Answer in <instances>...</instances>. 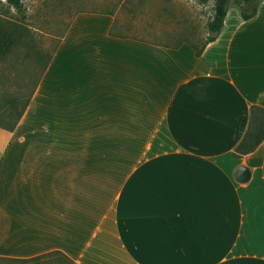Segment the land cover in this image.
I'll list each match as a JSON object with an SVG mask.
<instances>
[{
    "label": "crops",
    "instance_id": "crops-1",
    "mask_svg": "<svg viewBox=\"0 0 264 264\" xmlns=\"http://www.w3.org/2000/svg\"><path fill=\"white\" fill-rule=\"evenodd\" d=\"M113 15H84L102 38L80 36L67 59L76 71L49 64L28 107L30 144L51 139L42 128L63 129L56 139H118L124 129L125 167L101 151H0V257L264 264V141L234 156L252 107L264 108V1L249 20L229 11L201 55L186 41L108 35ZM240 166L252 172L245 183Z\"/></svg>",
    "mask_w": 264,
    "mask_h": 264
},
{
    "label": "rangeland",
    "instance_id": "rangeland-1",
    "mask_svg": "<svg viewBox=\"0 0 264 264\" xmlns=\"http://www.w3.org/2000/svg\"><path fill=\"white\" fill-rule=\"evenodd\" d=\"M7 3V0H0ZM27 8V25L31 29L32 44L19 45L15 51L0 63V93L21 91L27 93L26 83L32 87L42 80L45 66L51 56L59 70H77V61L69 56H77L80 36L90 35L88 40L102 38L94 23L84 15L105 14L116 18L113 33L108 35L119 38H134L148 42L175 45L189 42L202 48L208 36L209 22L214 17L216 0H23ZM11 11L16 13L15 9ZM229 11L237 13L239 4L232 1ZM83 14L78 27V16ZM97 33V34H96ZM119 35V36H118ZM92 51V47H91ZM73 59V60H72ZM51 61V62H52ZM50 62V63H51ZM69 62V63H68ZM69 67V68H67ZM30 113L27 109L20 129L22 135L13 139L12 132L0 130V151L13 150H69L101 151L118 154L119 168L125 167L126 155L132 152V140L124 138V129H118V139H56L63 129L51 130V139H38L46 143L37 149L30 144ZM76 131L77 129H70ZM4 133L6 136L4 137ZM108 133V130H107ZM120 134H123L120 136ZM9 135V136H8ZM53 137L55 139H53ZM46 140V141H45ZM234 156L236 153L234 152ZM52 255L39 262H20L12 258L0 257V264H68L66 260L57 261Z\"/></svg>",
    "mask_w": 264,
    "mask_h": 264
},
{
    "label": "trees",
    "instance_id": "trees-1",
    "mask_svg": "<svg viewBox=\"0 0 264 264\" xmlns=\"http://www.w3.org/2000/svg\"><path fill=\"white\" fill-rule=\"evenodd\" d=\"M232 1H236L239 4L242 19L249 20L256 16L260 4L264 0H216L214 17L208 26L210 35L205 45L202 48L192 45L197 49L198 55H201L206 45L215 41L217 35L222 31ZM12 8L15 9L16 13L11 11ZM27 18V8L23 0H7V3L0 1V63L6 60L19 45L25 44L30 46L32 44L30 38L31 29L27 25ZM110 33L112 34L113 31L111 30ZM52 59L53 56L46 63L45 72ZM39 83L40 81H37L32 87L29 83H26L27 88H29L26 94L21 91H6L0 93V129L9 132L16 130L29 107L31 98ZM1 84L2 82L0 81V86H2ZM263 141L264 108L253 106L251 109L250 127L244 139L235 150L236 156L241 157L254 152ZM55 254L59 256L57 259L59 263L61 260H66L68 264H76L72 259L60 252L36 257L25 262H39Z\"/></svg>",
    "mask_w": 264,
    "mask_h": 264
},
{
    "label": "water",
    "instance_id": "water-1",
    "mask_svg": "<svg viewBox=\"0 0 264 264\" xmlns=\"http://www.w3.org/2000/svg\"><path fill=\"white\" fill-rule=\"evenodd\" d=\"M252 175L251 169L246 166H240L235 174L237 181L245 183L250 180Z\"/></svg>",
    "mask_w": 264,
    "mask_h": 264
}]
</instances>
